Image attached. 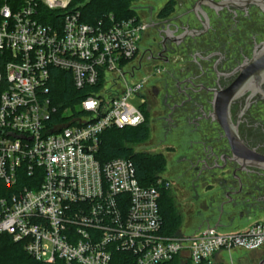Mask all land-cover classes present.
<instances>
[{
  "label": "built area",
  "instance_id": "1",
  "mask_svg": "<svg viewBox=\"0 0 264 264\" xmlns=\"http://www.w3.org/2000/svg\"><path fill=\"white\" fill-rule=\"evenodd\" d=\"M135 15L86 22L73 0H0V234L36 260L67 264L211 263L264 245V221L242 231L168 234L160 187L132 159L97 156L103 133L145 123L144 80L131 65ZM89 93L58 102V82ZM140 98L136 106L132 99Z\"/></svg>",
  "mask_w": 264,
  "mask_h": 264
},
{
  "label": "flooded vegetation",
  "instance_id": "2",
  "mask_svg": "<svg viewBox=\"0 0 264 264\" xmlns=\"http://www.w3.org/2000/svg\"><path fill=\"white\" fill-rule=\"evenodd\" d=\"M264 0H130L143 24L131 69L144 80L149 148L162 154L184 207L204 226L232 227L264 216V171L230 161L231 146L213 118L214 101L264 42ZM230 106L244 144L264 154V84ZM249 103V104H248ZM236 264H264V245Z\"/></svg>",
  "mask_w": 264,
  "mask_h": 264
},
{
  "label": "trees",
  "instance_id": "3",
  "mask_svg": "<svg viewBox=\"0 0 264 264\" xmlns=\"http://www.w3.org/2000/svg\"><path fill=\"white\" fill-rule=\"evenodd\" d=\"M78 4L86 22L94 23L106 14L114 13L118 18L134 15L130 8V0H73ZM56 91L58 102L64 107L73 105L81 94L89 93V88L78 91L68 81L58 82ZM145 114V112H144ZM148 128L144 124L138 127L124 129L111 128L102 135V141L97 156L101 161L116 157H126L133 160L136 175L142 185H154L158 176L166 171V159L159 153L134 152L129 143H140L147 139ZM160 212L164 221V229L168 234H175L181 227L182 216L175 208L171 192L164 186L160 187ZM0 264H67L62 260L54 263L39 261L33 258L21 242H16L9 234H0ZM162 264L179 263V259ZM203 264V263H201Z\"/></svg>",
  "mask_w": 264,
  "mask_h": 264
},
{
  "label": "water",
  "instance_id": "4",
  "mask_svg": "<svg viewBox=\"0 0 264 264\" xmlns=\"http://www.w3.org/2000/svg\"><path fill=\"white\" fill-rule=\"evenodd\" d=\"M237 72L233 83L227 89L219 92L215 98L212 115L224 129L231 146L230 161L241 165L242 168L253 167L264 171V154L258 153L244 144L237 132V126L232 123L230 115L231 103L237 97L248 92V102L250 103L254 94L263 90L264 42L250 59L237 68Z\"/></svg>",
  "mask_w": 264,
  "mask_h": 264
},
{
  "label": "rangeland",
  "instance_id": "5",
  "mask_svg": "<svg viewBox=\"0 0 264 264\" xmlns=\"http://www.w3.org/2000/svg\"><path fill=\"white\" fill-rule=\"evenodd\" d=\"M132 103L136 106H139L141 104L140 98L132 99ZM133 149L134 152H143V153H155L154 150H151L149 148L148 142L143 141L140 143H129ZM167 165V164H166ZM166 178L167 181L170 182V186L167 187L169 191L172 194V197L174 199L175 208L178 211V213L182 216V224H181V230L184 232H190L191 228L187 224L189 220V212L184 207L186 201H188V187L182 186L181 184L177 183L174 179V176L169 168L166 167V171L162 172L158 177ZM220 232H224V229H218ZM176 233H180L179 230ZM225 256V254H224ZM179 263H182L179 261ZM213 263V262H212ZM211 263V264H212Z\"/></svg>",
  "mask_w": 264,
  "mask_h": 264
},
{
  "label": "crops",
  "instance_id": "6",
  "mask_svg": "<svg viewBox=\"0 0 264 264\" xmlns=\"http://www.w3.org/2000/svg\"><path fill=\"white\" fill-rule=\"evenodd\" d=\"M191 216H189V220L187 222V224L189 225V227L191 228L190 232H184L181 229H179L180 233H192L195 231V224L198 222L195 221V219L190 218ZM259 220H263L264 221V216H260L254 219H250V220H246V221H242L240 224H237L236 226H232V227H228V226H224V227H220L218 229H224V232H229V231H242L245 230L246 228H248L252 223H254L255 221H259ZM181 228V227H180ZM247 252L242 251V250H235L232 253V258L234 260V262L238 259V258H243L245 256ZM225 254V256H224ZM230 261V256L227 252L225 251H221L219 253H217L214 257V259L212 260V264H227ZM211 263H204V264H211Z\"/></svg>",
  "mask_w": 264,
  "mask_h": 264
}]
</instances>
